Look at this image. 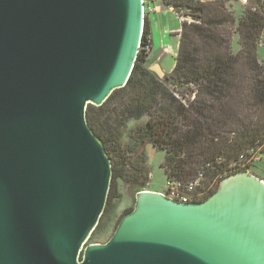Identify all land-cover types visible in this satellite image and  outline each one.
Segmentation results:
<instances>
[{"label":"water","instance_id":"95a60500","mask_svg":"<svg viewBox=\"0 0 264 264\" xmlns=\"http://www.w3.org/2000/svg\"><path fill=\"white\" fill-rule=\"evenodd\" d=\"M143 4L0 0V264H264V182L246 172L202 202L138 192L109 240L86 244L112 177L86 110L127 84Z\"/></svg>","mask_w":264,"mask_h":264},{"label":"trees","instance_id":"16d2710c","mask_svg":"<svg viewBox=\"0 0 264 264\" xmlns=\"http://www.w3.org/2000/svg\"><path fill=\"white\" fill-rule=\"evenodd\" d=\"M234 1L162 0L182 19L168 79L159 80L150 72L148 54L140 50L125 87L114 91L102 106L87 107V124L111 162L108 200L119 182L128 184L134 195L155 192L145 189L150 180L146 156H131L146 145L165 152L161 164L165 182L186 185L201 177L196 190L203 197L194 202L214 194L223 179L243 172L231 171L232 166L261 142L264 133V60L257 55L264 12L251 10L262 8L264 0H248L238 17L231 7ZM234 37L236 53L231 50ZM141 46L152 47L147 19ZM144 117L145 123L127 129L129 122ZM121 131L130 140L125 146ZM255 167L249 173L264 180L253 172Z\"/></svg>","mask_w":264,"mask_h":264},{"label":"rangeland","instance_id":"374dc122","mask_svg":"<svg viewBox=\"0 0 264 264\" xmlns=\"http://www.w3.org/2000/svg\"><path fill=\"white\" fill-rule=\"evenodd\" d=\"M232 10L235 11V15L238 17L241 13V7L239 6L238 2L235 0L232 2ZM175 24L171 29H177L179 28V19L174 14ZM170 32V31H169ZM175 31L170 32L167 34V44H169V47L171 50L167 51L164 59L161 62L162 71L165 74H169L170 69H173L175 56H176V48H177V37L175 36ZM264 39V36H263ZM157 40L155 38L154 50H157L160 46H157ZM231 50L233 53H236L238 51L237 46V39L234 37L231 42ZM257 55L260 60H264V46L259 47L257 50ZM147 120L146 117L142 118L140 121H131L127 125V129L131 130L138 124L145 123ZM122 132L121 137V145L125 146L126 144L130 143L129 138L127 137V134L124 131ZM144 154L146 156V163H145V170L147 173H150V180L149 184L145 185V189L158 191L161 193H164L165 191V174L163 169L161 168V164L163 163L165 159V152L162 150H158L151 145H146L143 148H138L137 152L134 154H131L132 159H135L137 154ZM260 170L264 171L263 165H256L255 170L253 172L256 175H259V177L264 178V175H261ZM113 198L112 200H108L106 206L103 212V215L100 219L99 225L96 228V230L92 233L89 240L87 241V245L90 244H104L106 243L111 235L113 234L116 226L118 225L121 218L126 214V212L133 208L134 201H135V195L134 191L129 188L128 184H123L119 182L117 184L115 192H113Z\"/></svg>","mask_w":264,"mask_h":264},{"label":"built area","instance_id":"2783aa9c","mask_svg":"<svg viewBox=\"0 0 264 264\" xmlns=\"http://www.w3.org/2000/svg\"><path fill=\"white\" fill-rule=\"evenodd\" d=\"M143 14L144 19L150 20V18L157 12V7L164 6L162 0H143ZM249 5L248 0H239V6L247 7ZM262 8L259 6L252 7L251 10L253 12L256 11H263L264 12V2H261ZM173 12V11H172ZM174 13V12H173ZM178 19L182 20L179 14H175ZM264 34L259 37L257 42V47L264 46ZM152 48V47H151ZM140 50H145L147 54L151 52L148 46L143 47L141 46ZM256 165H263L264 166V133L261 139V142L258 143L257 146L247 150L246 152L242 153L239 156V159L235 165L232 166L231 171H243L248 174L250 168ZM245 170V171H244ZM229 171V173H231ZM227 175V174H226ZM201 178V177H200ZM200 178L196 181L188 184H181L178 182H165V191L164 194L168 198L175 200L177 202L187 204L193 203L195 200L200 199L203 197V192L197 191V187L200 186ZM262 180V179H260ZM264 182V180H262Z\"/></svg>","mask_w":264,"mask_h":264},{"label":"crops","instance_id":"0c3cea01","mask_svg":"<svg viewBox=\"0 0 264 264\" xmlns=\"http://www.w3.org/2000/svg\"><path fill=\"white\" fill-rule=\"evenodd\" d=\"M200 2H207V1H213V0H198ZM174 13L167 7L161 6L157 7V12L150 18L149 24H150V32H151V41H152V50L148 54L147 58V67H153L154 65H158L159 69L162 71L161 62L164 59V56L167 51L171 50L169 47V44H167V34L170 32L175 31V36L177 37V32L179 31L177 29H171L172 25L173 27L175 24L174 19ZM170 31V32H169ZM155 38L157 40V46H160L157 50H154V41ZM177 46H178V38H177ZM177 51V48H176ZM172 68L170 69L169 74L171 73ZM163 72V71H162ZM165 74V73H164ZM165 74V75H169ZM158 192V191H155ZM161 193V192H158Z\"/></svg>","mask_w":264,"mask_h":264}]
</instances>
